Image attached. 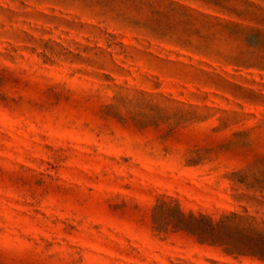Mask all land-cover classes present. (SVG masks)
<instances>
[{
	"label": "rangeland",
	"instance_id": "374dc122",
	"mask_svg": "<svg viewBox=\"0 0 264 264\" xmlns=\"http://www.w3.org/2000/svg\"><path fill=\"white\" fill-rule=\"evenodd\" d=\"M0 264H264V0H0Z\"/></svg>",
	"mask_w": 264,
	"mask_h": 264
},
{
	"label": "trees",
	"instance_id": "16d2710c",
	"mask_svg": "<svg viewBox=\"0 0 264 264\" xmlns=\"http://www.w3.org/2000/svg\"><path fill=\"white\" fill-rule=\"evenodd\" d=\"M232 218L236 219V216H232ZM189 219L191 220V223H185L183 224L182 228L193 233L197 234L199 236H206L211 235L208 237H215L214 232H216L219 228H221L224 225V221L219 222L217 224H214L211 220L200 217V219H197L193 215L189 216ZM224 219H228V217H225ZM214 239V238H213Z\"/></svg>",
	"mask_w": 264,
	"mask_h": 264
}]
</instances>
